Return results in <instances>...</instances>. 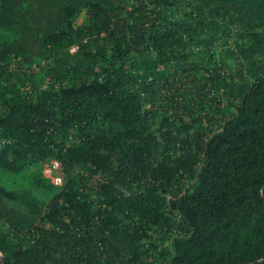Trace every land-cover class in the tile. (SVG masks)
<instances>
[{
  "label": "trees",
  "instance_id": "obj_1",
  "mask_svg": "<svg viewBox=\"0 0 264 264\" xmlns=\"http://www.w3.org/2000/svg\"><path fill=\"white\" fill-rule=\"evenodd\" d=\"M233 1L241 0H227ZM142 7L143 0L137 7L128 0H0V27L18 34L0 47L1 67L13 56L29 63L46 58L49 48L67 47L89 35L73 68L79 84L58 94L36 89L33 95L4 98L0 134L8 143L0 150V166L19 172L34 158L62 153L74 129L82 138L72 153L101 170L115 159L118 169H111V180L119 181L139 166L138 152L143 150L125 143L142 137L144 94L154 89L156 80L187 84L186 91L199 101L215 94L209 76H167L174 26ZM84 8L90 18L87 30L74 27ZM257 12L264 15V0ZM232 16L234 24L242 18ZM254 28L251 23L247 33H260ZM154 50L159 57L151 56ZM108 54L109 65L102 66ZM144 79L149 81L142 89L143 83H136ZM98 120L103 127L93 125ZM198 148L195 184L173 201L183 222L168 264H264V75L250 84L236 113ZM63 163L67 181L45 205L28 190L0 186V257L5 264H144L139 250L143 229L140 234L135 217L156 224L157 216L111 184L103 185V199L95 205L84 195L70 163ZM160 164L152 178L176 174L177 168ZM36 184L41 185L39 180Z\"/></svg>",
  "mask_w": 264,
  "mask_h": 264
},
{
  "label": "rangeland",
  "instance_id": "obj_2",
  "mask_svg": "<svg viewBox=\"0 0 264 264\" xmlns=\"http://www.w3.org/2000/svg\"><path fill=\"white\" fill-rule=\"evenodd\" d=\"M143 1L145 13L176 27H172L175 33L170 36L172 40L167 49V76L185 72L198 77L209 76L215 94L199 101L186 91L187 84L171 86L166 78L156 80L154 89L144 94L146 118L142 137L125 143L134 142L143 150L138 152L137 168L140 171L137 168L131 170L119 181L111 180V169H118L114 158L113 164L101 170L72 153L71 149L80 143L82 133L70 129L62 153L56 150L53 155L34 158L19 172L0 166V186L16 192L28 190L35 200L45 205L67 181L63 163L66 160L84 195L95 205L103 199V185L111 184L121 196L144 204L157 216L156 224L135 217L140 234L141 227L143 229L139 250L144 264H168L174 253L173 239L182 234L180 224L183 222L180 213L173 208V201L195 184V173L200 165L198 147L220 128L224 119L236 113L250 84L264 75V15L257 12L260 0L230 3L227 0ZM140 2L128 0L130 7H137ZM237 13L242 18L234 24L232 15ZM248 19L251 22H246ZM89 22V13L84 8L74 27L87 30ZM251 23L260 33H247ZM187 24L190 30H186ZM254 34L258 38H252ZM17 36L14 30L0 27V47ZM88 40L86 34L70 46L49 48L46 58L29 63L23 56H13L5 66H0V110L4 107V98L11 95H33L36 89L58 94L63 88L79 84L80 77L73 68L83 55L79 52L80 46ZM71 46L76 50L71 51ZM151 56L160 55L154 50ZM108 59L110 54L100 64L107 67ZM218 72L221 77L217 76ZM153 78L151 75L149 79ZM147 79L136 85L143 83L142 89L147 88ZM93 125L103 127L104 123L98 120ZM7 143L0 134V150ZM165 162L177 168L176 174L168 178L159 173V180L152 178L151 172L153 174L156 168L159 170L160 163ZM142 166L145 171L141 170ZM37 180L41 185L36 184Z\"/></svg>",
  "mask_w": 264,
  "mask_h": 264
},
{
  "label": "built area",
  "instance_id": "obj_3",
  "mask_svg": "<svg viewBox=\"0 0 264 264\" xmlns=\"http://www.w3.org/2000/svg\"><path fill=\"white\" fill-rule=\"evenodd\" d=\"M72 50H73V51H75V50H76V47H75V46H73V47H72V49H71V51H72Z\"/></svg>",
  "mask_w": 264,
  "mask_h": 264
},
{
  "label": "water",
  "instance_id": "obj_4",
  "mask_svg": "<svg viewBox=\"0 0 264 264\" xmlns=\"http://www.w3.org/2000/svg\"><path fill=\"white\" fill-rule=\"evenodd\" d=\"M1 258V257H0ZM3 260V263L5 264V261H4V259L3 258H1V261ZM3 263H0V264H3Z\"/></svg>",
  "mask_w": 264,
  "mask_h": 264
}]
</instances>
